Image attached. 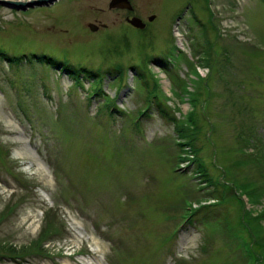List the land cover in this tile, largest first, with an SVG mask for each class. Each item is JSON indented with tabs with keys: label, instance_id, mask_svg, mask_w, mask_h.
Segmentation results:
<instances>
[{
	"label": "rangeland",
	"instance_id": "rangeland-1",
	"mask_svg": "<svg viewBox=\"0 0 264 264\" xmlns=\"http://www.w3.org/2000/svg\"><path fill=\"white\" fill-rule=\"evenodd\" d=\"M109 1L0 5V264H264V0Z\"/></svg>",
	"mask_w": 264,
	"mask_h": 264
},
{
	"label": "water",
	"instance_id": "water-1",
	"mask_svg": "<svg viewBox=\"0 0 264 264\" xmlns=\"http://www.w3.org/2000/svg\"><path fill=\"white\" fill-rule=\"evenodd\" d=\"M57 0H0V5L14 8L17 10H25L29 7H39V6H50L55 3ZM108 7L111 8H125L128 10L132 9V5L129 0H110ZM154 16H150L149 20L151 21ZM127 21L134 27L142 29L145 26V23L139 17L127 18ZM88 27L91 31L97 30L98 26L94 23H89Z\"/></svg>",
	"mask_w": 264,
	"mask_h": 264
},
{
	"label": "trees",
	"instance_id": "trees-1",
	"mask_svg": "<svg viewBox=\"0 0 264 264\" xmlns=\"http://www.w3.org/2000/svg\"><path fill=\"white\" fill-rule=\"evenodd\" d=\"M47 60H49L50 62H52V64L55 62L54 60H52V59H47ZM55 64V63H54ZM65 67H66V65H65ZM66 68H70L69 66L68 67H66ZM79 71V70H78ZM89 73H91V72H89ZM161 111H163V110H161ZM167 115V114H166ZM191 135V134H190ZM187 137H189L187 134H186V138ZM190 143H191V141H186V142H179V145L180 146H187L188 144L190 145ZM191 152H195V150H191ZM185 159H187V157H183V160H185ZM191 160V159H190ZM225 186V185H224ZM263 215H264V210H263ZM241 224H243V226H245V227H248L247 228V230H248V233L251 235V242H252V246H251V248L249 247V245L246 243V244H242V246L241 247H244V248H246V252H247V254H248V256H249V260H247V262H249V264H252L253 263V261L255 262V260H257L256 258H255V255H256V250H255V246H256V244H257V233H256V231H255V229H254V227H253V225H252V222L251 221H249L248 219H247V217H246V215H241ZM253 239V240H252ZM254 246V247H253ZM253 247V248H252ZM12 249V248H11ZM4 250V249H3ZM5 251V250H4ZM7 252H9V251H7ZM11 252H9V254H10ZM5 256V255H4ZM246 262V263H247Z\"/></svg>",
	"mask_w": 264,
	"mask_h": 264
}]
</instances>
